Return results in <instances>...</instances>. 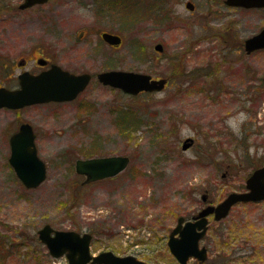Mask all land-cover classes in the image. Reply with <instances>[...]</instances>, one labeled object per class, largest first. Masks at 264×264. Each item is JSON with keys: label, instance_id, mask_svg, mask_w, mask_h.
<instances>
[{"label": "rangeland", "instance_id": "1", "mask_svg": "<svg viewBox=\"0 0 264 264\" xmlns=\"http://www.w3.org/2000/svg\"><path fill=\"white\" fill-rule=\"evenodd\" d=\"M219 1L61 0L58 13H18L7 8L18 0H0V86L13 88L23 56L92 74L74 101L0 110V264H67L39 241L46 224L91 233L93 254L177 264L166 247L177 219L202 208L205 192L219 203L264 166V90L257 89L264 52L223 44ZM237 18L239 33L249 36L264 24V11L239 10ZM94 25L120 35V48L105 46ZM110 69L171 81L163 92L130 97L98 82L96 74ZM21 121L32 124L47 167L33 189L8 163ZM189 137L193 144L182 150ZM114 155L129 157L123 172L80 186L76 159ZM209 224L201 243L210 264H264V203L235 206Z\"/></svg>", "mask_w": 264, "mask_h": 264}, {"label": "water", "instance_id": "2", "mask_svg": "<svg viewBox=\"0 0 264 264\" xmlns=\"http://www.w3.org/2000/svg\"><path fill=\"white\" fill-rule=\"evenodd\" d=\"M43 0H26V7L32 3ZM228 5L243 8L264 7V0H226ZM186 8L192 9L187 3ZM108 44L118 46L121 38L113 34H103ZM264 48V29L257 35L249 37L244 43V50L250 54L255 50ZM154 49L158 52L163 50L161 44H156ZM99 83L110 88L121 90L127 95H137L144 92L162 91L166 79H152L147 74L128 72L124 70H110L99 72L96 76ZM90 74H72L61 69L58 65H52L48 70L40 74H30L24 72L18 77L19 87L13 90L5 87L0 88V109H20L27 105L43 104L47 102H68L75 99L90 81ZM34 135L31 124L23 123L19 129L11 135L9 139L10 155L9 165L13 168L16 178H18L26 189H33L39 186L46 179L47 168L45 163L37 156V149L34 143ZM193 143V139L187 138L182 146L186 150ZM129 164L128 156H103L92 157L90 159H77L75 161V172L85 176L83 183H93V181L113 178L125 170ZM248 188L257 190L245 195L232 193L228 195L222 203L216 206L203 208L198 215L194 216V221H187L182 224L184 218L181 216L177 220L176 227L171 231L168 240V248L171 254L181 263L185 264L189 257L205 259V248L199 249L198 242L206 231V217L210 213H215L218 220L225 217L228 209L235 201L247 199H260L264 197V191H259L261 185L264 186V167L256 169L248 177ZM264 190V189H263ZM38 232V239L43 243L51 257L59 258L66 254L68 264H143L138 262L133 256H116L113 252H102L91 256L89 244L91 235L89 233L80 234L70 230H55L46 224ZM178 234V237L174 235Z\"/></svg>", "mask_w": 264, "mask_h": 264}, {"label": "flooded vegetation", "instance_id": "3", "mask_svg": "<svg viewBox=\"0 0 264 264\" xmlns=\"http://www.w3.org/2000/svg\"><path fill=\"white\" fill-rule=\"evenodd\" d=\"M220 3H221V5L220 6H218V8H220L218 11V17L219 18H221L222 20H223V22L221 23V27H220V29H221V32H220V36H219V38H221L220 40H222V42H223V44H228V43H236V44H239V43H241V50H243L244 52H245V50H244V43H245V41L247 40V39H249V37H251V36H254V35H257L258 33H260V31L262 30V29H264V24L260 27V29H258L257 31H255V32H253V33H251V34H249V36H242L240 33H239V30H238V18H237V14H238V12H239V10H241V11H244V12H248V11H253V12H259V11H264V7H259V8H248V9H246V8H243V7H234V6H231V5H228L227 3H226V0H220L219 1ZM26 3V0H18V2H12V3H10V5H8V9H11L13 12H18V13H20L21 11L22 12H25L26 10H32V9H34V10H38V11H47V12H50V13H53V12H55V13H58V12H60L61 11V7H62V3H61V0H43L42 2H35V3H32L31 4V6H28V7H26L24 4ZM187 3H190L191 4V7H192V9H189L190 11H194V5H193V3L191 2V1H187L186 3H185V7H186V4ZM188 9V8H187ZM93 28V31L96 33V35H97V38L105 45V46H107L108 48H111V49H118V48H120V46L122 45L121 43H122V38H121V41H120V45H118V46H115V45H111V44H108L106 41H105V39H104V37H103V34H108V33H110V34H113V35H117V34H114V33H112L111 31H107V30H105V29H101V28H98L97 26H93L92 27ZM86 33V34H85ZM88 33H89V30H87L86 32H83V33H81L80 34V39H85L86 37H87V35H88ZM117 36H120V35H117ZM121 37V36H120ZM163 48V47H162ZM163 51V50H162ZM161 51V52H162ZM40 52V51H39ZM161 52H158L157 51V53H161ZM261 52H264V48H261V50H255V51H253V52H250V53H257V54H259V53H261ZM245 54H247V55H250V54H248V53H246L245 52ZM33 58H34V56H32V58L31 57H27V56H23L22 58H20L19 59V62H18V68L21 70V72H20V74H18L17 76H16V78H15V81H16V84L15 85H13V88H18L19 87V81H18V77L21 75V74H23L24 72H29L30 74H32V75H36V74H40V73H42V72H44L45 70H47L51 65H54V63L53 62H51V60L50 59H48V58H44L43 56H37V57H35L34 58V60H33ZM31 61H34V64H33V66H30V67H28V64H29V62H31ZM56 65V64H55ZM62 68V67H61ZM63 70H65V71H69V72H71V73H73L72 71H70V70H66V69H64L63 68ZM83 73H86V72H78V73H74V74H83ZM87 74H90V73H87ZM91 76L90 77H92V74H90ZM97 75V74H96ZM155 78V77H154ZM153 77H152V79H154ZM155 79H166L167 81H166V83H165V87H164V89L162 90V92L163 91H165V89H167L169 86V83H170V79L168 78V77H165V78H155ZM260 83H259V86L257 87V89H259V91L260 92H262L263 90H264V74L262 75V77H260ZM3 87H5V88H8V89H11V90H13V88H9L8 86H0V88H3ZM80 95V94H79ZM52 103V102H51ZM36 105H46V104H36ZM36 105H30V106H36ZM26 107H29V106H26ZM5 109V108H4ZM21 109H24V108H20V109H14V110H21ZM14 110H12V111H14ZM27 122V121H26ZM26 122H23V121H21L20 122V124H19V127L22 125V123H26ZM29 123V122H28ZM32 125V124H31ZM19 127L15 130V131H17L18 129H19ZM33 127V126H32ZM33 131H34V128H33ZM13 133H15V132H13ZM12 133V134H13ZM11 134V135H12ZM34 134H35V131H34ZM11 135H10V137H11ZM36 135V134H35ZM36 137H37V135H36ZM194 140V139H193ZM193 144V143H192ZM260 167H264V166H260ZM260 167H255V169H253L246 177H245V181H244V185H242L239 189H237V190H234V192H230V193H228L222 200H220L219 201V203H216V204H212V203H210V201H209V198H208V193H204L203 195H202V197H201V201L204 203L203 204V207L202 208H200L194 215H192V217L190 218V219H185V217H184V220H183V222H182V224L185 222V221H190V222H192V221H194V219H193V217L194 216H196V215H198V213L200 212V211H202L203 210V208H206L207 206H216V205H218V204H220V203H222V201H224V199L228 196V195H230V194H232V193H237V194H239V195H245L246 193H249V192H256L257 190H255V188H253V189H251L250 190V188H248V186H247V182H248V177H250V175L256 170V169H259ZM79 177H81V178H83L82 179V182L80 183V186L81 187H83V186H87V185H91V184H93V183H88V184H85V183H83V181H84V179H85V177L84 176H79ZM45 181V180H44ZM98 182H101V181H98ZM21 183V182H20ZM264 189V186L263 185H261V187H259V191H264L263 190ZM262 204V203H264V197L263 198H260V199H256V200H252V199H247L246 201H242V200H238V201H235V203L228 209V211H227V214L225 215V217H227L229 214H230V212L232 211V209L235 207V206H240V207H246V206H257L258 204ZM225 217H223V218H220V219H216L215 218V213H210V215H208L207 217H206V231H205V233H204V235H203V237L199 240V242H198V247H199V249H203V248H205V259L204 260H202V259H200V258H197V257H194V258H189L188 260H186V263L185 264H189L190 262H192L193 264H210V259H209V257H208V247L207 246H205V245H202V241H204V239L207 237V232H208V230H209V227H210V224H209V219H212V221H217V222H219V221H221V220H224L225 219ZM177 222V221H176ZM177 224V223H176ZM176 224H175V227H176ZM43 227V226H42ZM174 227V228H175ZM174 228H172L171 230H173ZM41 229V228H40ZM39 229V230H40ZM38 231V230H37ZM36 231V232H37ZM80 233V232H79ZM170 233L171 232H169V234H168V239H169V235H170ZM81 235L83 234V233H80ZM91 234V233H90ZM37 235H38V232H37ZM175 237H178V234H175L174 235ZM92 234H91V238H90V244H89V249H91V245H92ZM167 244H168V241H167ZM167 244H166V247H167ZM168 248V247H167ZM168 251H169V248H168ZM99 253H101V252H98V253H96V254H93L92 253V251H91V255H93V256H96L97 254H99ZM130 255H133L135 258H137V255L136 254H130ZM65 259H66V263L68 264V260H67V257H66V254H64V256H63ZM173 258L176 260V262H177V264H181L174 256H173ZM138 259V258H137ZM139 260V259H138ZM88 264H90V262L88 263ZM144 264H148V263H146L145 261H144Z\"/></svg>", "mask_w": 264, "mask_h": 264}]
</instances>
